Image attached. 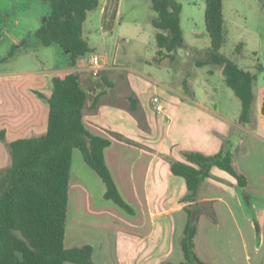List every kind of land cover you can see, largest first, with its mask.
Masks as SVG:
<instances>
[{
	"label": "crops",
	"instance_id": "1",
	"mask_svg": "<svg viewBox=\"0 0 264 264\" xmlns=\"http://www.w3.org/2000/svg\"><path fill=\"white\" fill-rule=\"evenodd\" d=\"M121 1L100 0L99 7L88 14L84 37L93 51L79 58L75 66L70 54L65 63L51 67L30 71L0 70V131H6L8 141L44 133L48 125L49 106L36 91L49 97L54 76L86 73L83 83L90 102L101 92H107L98 111L85 116L89 131L103 136L107 130L115 131L134 142L113 140L105 151L117 186L134 213L126 212L104 197L105 184L85 161L79 165L75 186L72 162L65 247L91 245L96 264L184 261L180 240L188 220L184 207L189 203L182 202L187 186L183 177L172 172L170 164L175 160H184V151L212 155L228 149L233 154L238 171L247 177L249 198H244V191L235 177L218 167L212 168L215 178H207L203 183L199 200L213 201L217 221L210 220L205 214L200 216L196 252L208 264H264V134L260 128L254 129L259 125L250 127L253 119L249 123H240V113L237 117H230L216 109V100H198L191 84L192 96L170 85L164 86L166 90L155 85L153 95L147 96L145 84L148 75L143 71H133L115 60L110 64L107 58L100 56L103 70L109 69V75L126 74L130 90L139 98L146 113L147 127H142L125 106L115 102L113 96L118 97L120 93L109 90L88 71L90 54H100L90 44L86 34L93 33L94 22L99 17L101 22H111L119 14ZM24 39L14 38L12 48L1 55L0 63L14 58L24 47L21 46ZM14 48V55L7 57ZM159 93L164 95L160 97L164 105L163 113L157 112L152 103V98ZM207 94L212 97L210 91ZM164 123L168 124L167 128ZM231 135L233 138L230 140ZM241 145L243 151L234 153ZM9 157L6 146L0 140V168L6 166L4 164ZM255 223L258 224L259 235Z\"/></svg>",
	"mask_w": 264,
	"mask_h": 264
},
{
	"label": "trees",
	"instance_id": "2",
	"mask_svg": "<svg viewBox=\"0 0 264 264\" xmlns=\"http://www.w3.org/2000/svg\"><path fill=\"white\" fill-rule=\"evenodd\" d=\"M43 1L49 4L50 11L33 34L44 46L58 44L68 51L75 66L79 58L93 51L84 37V24L88 14L99 7L100 0ZM151 1L156 12L153 18L156 29L155 60H175L178 49L188 48L181 23L182 4L178 0ZM205 23L211 38V46L205 50L209 59L199 60L196 65L215 63L222 67L225 83L241 100L239 122L249 123L258 74L241 67L220 52L227 37L224 0H206ZM29 36L21 46L28 43ZM15 49L7 57L13 56ZM85 74L72 72L54 76L49 97L36 91L49 106L48 125L44 133L8 141L6 131H0V140L11 158L8 166L0 168V264H96L91 245L65 247L74 149L82 152L84 161L105 184L104 197L126 212L134 213L133 207L120 192L105 156L113 140L134 142L115 131L107 130L105 136L89 131L85 116L98 111L107 92H101L90 102L83 83ZM93 77L109 90L119 92L118 97L113 96L115 102L125 106L140 126L147 127L144 108L130 90L124 72L111 76L107 70H102ZM183 85L185 93L192 96L188 78L183 80ZM182 155L184 160L172 161L170 166L175 175L184 178L187 186L182 202L189 203L184 207L188 220L180 240L185 259L179 263L163 264H208L196 252L198 221L203 214L217 221V215L212 200H199L200 189L207 178H215L211 170L218 167L237 179L247 200L248 180L244 173L238 171L233 154L228 149L212 155L198 151H184ZM194 211L196 216L192 218ZM255 226L259 235L258 224L255 223Z\"/></svg>",
	"mask_w": 264,
	"mask_h": 264
},
{
	"label": "rangeland",
	"instance_id": "3",
	"mask_svg": "<svg viewBox=\"0 0 264 264\" xmlns=\"http://www.w3.org/2000/svg\"><path fill=\"white\" fill-rule=\"evenodd\" d=\"M178 1L182 4V25L188 48L178 49L175 60H155L153 18L156 12L151 0H122L119 14L113 17L111 22H101L99 17L94 22L93 33L86 36L100 56L107 58L110 64L115 60L133 71H143L148 75V85L145 84L147 96L153 95L155 85L165 90V87L170 85L178 91H184L183 80L188 78L198 100H216V109L230 117H237L242 109L241 100L225 83L222 67L208 63L196 68L197 61L209 59L205 50L211 46L205 23L206 0ZM49 11V4L43 0H0V60L1 55H5L12 48L14 38L23 39L30 35L28 43L19 49L14 58L0 63V70L30 71L66 62L70 55L68 51L58 44L44 46L33 34ZM224 17L227 37L220 52L241 67L258 74L255 82L257 98L252 108L254 121L249 126L254 128V124L259 125L254 129L260 128L264 134V0H224ZM18 46L19 44L16 47ZM177 66L181 67V70ZM208 91L212 97H208ZM159 94V97L163 98L164 95ZM167 125L164 123L165 128ZM231 138L233 135L230 140ZM245 139L247 140V136ZM236 148V154L243 151L242 145ZM262 149L264 156V148ZM10 163L9 157L4 165L8 166ZM80 163H84L83 154L76 149L73 154L72 180L75 186L78 182Z\"/></svg>",
	"mask_w": 264,
	"mask_h": 264
},
{
	"label": "built area",
	"instance_id": "4",
	"mask_svg": "<svg viewBox=\"0 0 264 264\" xmlns=\"http://www.w3.org/2000/svg\"><path fill=\"white\" fill-rule=\"evenodd\" d=\"M88 62H89L88 71L90 72V74L92 76H98L103 69V63H102V59L100 55L96 53L90 54L88 58ZM152 103H153L154 109L157 112H160V113L164 112V105L159 96H154L152 98Z\"/></svg>",
	"mask_w": 264,
	"mask_h": 264
},
{
	"label": "water",
	"instance_id": "5",
	"mask_svg": "<svg viewBox=\"0 0 264 264\" xmlns=\"http://www.w3.org/2000/svg\"><path fill=\"white\" fill-rule=\"evenodd\" d=\"M195 216H196V211H194V212L192 213V218H195Z\"/></svg>",
	"mask_w": 264,
	"mask_h": 264
}]
</instances>
